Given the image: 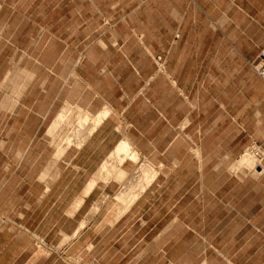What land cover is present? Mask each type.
Instances as JSON below:
<instances>
[{
	"label": "crops",
	"instance_id": "0c3cea01",
	"mask_svg": "<svg viewBox=\"0 0 264 264\" xmlns=\"http://www.w3.org/2000/svg\"><path fill=\"white\" fill-rule=\"evenodd\" d=\"M190 1L192 20L188 28L183 26L182 18L174 17L171 22L162 19V27L158 29L160 41L148 40L146 31L137 33L143 40L139 46L144 62L135 63L128 58L124 64L128 68L115 75L113 61L108 60L105 64L92 61L91 70L85 76L83 59L80 60V70L76 68L75 71L76 85L80 89L82 86L89 89L90 98L80 93L74 103L92 115L89 135L80 146L75 147L72 155L62 156L58 162L59 171L52 177L45 170L21 176L18 169L24 161L18 157L10 158L6 163V170L1 171L5 175L0 178V196H12L14 190L20 187V196L34 195L38 198L31 203L13 206L12 218H9L10 215L5 218L0 207V264H64L52 258L50 253V235L54 231L59 233L57 243L71 236L70 248L66 249L70 251L69 255H74L76 251L73 250L88 242L92 227L77 236L73 230L67 231L63 226H58L57 230L60 220L51 222L50 211L64 202L63 196L69 187L78 189L77 194L84 195V200L103 193L114 194L121 187L119 182L110 178L102 180L101 169L123 145L130 155L136 151L138 156H155V162L162 167L172 165L169 173L173 172L177 180L192 181L195 164H201V178L204 179L205 166L222 165L227 170L232 163L238 162L253 142L264 149L262 77L256 75L250 82V95L246 98L236 97L233 104L222 100L221 91L207 97L201 92L202 78L206 75L204 70L212 50L221 53L217 63L221 69L222 52L224 57L228 53L232 66L240 70L250 66V61L259 56L264 46V0ZM206 2L218 6L216 12L219 10L222 13V28L197 27L200 11L213 18L211 14L214 11L205 7ZM176 22L178 29L174 28ZM164 23L169 25L164 27ZM176 32L179 38L174 43ZM213 41L217 44L213 45ZM166 51L170 61L163 73L157 72L154 57L156 53ZM133 64L134 70H131ZM99 74L105 77V84L98 77ZM110 79L119 84L118 93L109 95L110 92H107ZM129 82H137V87L129 88L126 86ZM29 94L28 87L21 91L16 105L10 113H6L10 121L34 113L45 117L49 113V109L40 113L33 105H27L24 100ZM44 125L45 122L41 121L34 130L26 124L7 123L6 128L11 127L14 132L21 133L20 139L27 140L30 146ZM230 129L235 133L227 135ZM128 163L134 161L129 157L124 158L121 166ZM14 179L20 182H9ZM218 179H226L230 188L222 194V198H218V205H222L218 226L222 229V237L214 238L213 248L217 255L213 260L222 259V264H264V165L258 166L257 171L250 174L229 172L227 177L222 175ZM7 184H11L8 191L5 190ZM23 185H26L25 189H22ZM86 190L87 193L84 192ZM192 201L193 198L185 206L180 205L179 200L168 206L162 205L156 211L162 213L161 218L150 221L139 240L145 242L149 237L148 243L154 244V247H146L141 252L161 254L159 258L163 259L160 260L168 257L174 259L176 264L189 259L191 255L193 257L195 244L201 242L196 241V223L194 216L189 214L194 212ZM70 204L69 207H61L60 212L66 215ZM112 227H115V223ZM243 229H251L247 230L244 242L243 235H240ZM126 234L121 237L124 238ZM121 237H115L114 245L120 242ZM90 242L94 241L90 239ZM114 250L115 254L119 251L117 248ZM240 260L245 262L240 263Z\"/></svg>",
	"mask_w": 264,
	"mask_h": 264
},
{
	"label": "rangeland",
	"instance_id": "374dc122",
	"mask_svg": "<svg viewBox=\"0 0 264 264\" xmlns=\"http://www.w3.org/2000/svg\"><path fill=\"white\" fill-rule=\"evenodd\" d=\"M190 3V0H0V178L5 175L1 171L6 170L9 159L17 157L24 161L18 169L21 176L44 170L50 172L51 177L54 176L59 171L58 162L62 156L72 155L75 147L82 144L91 129L92 115L74 103L80 93L90 98L89 89L85 86L80 89L76 85L75 71L76 68L80 70V60L83 59L85 76L91 70L92 61H99L100 64L113 61L115 75L128 68L124 66L128 58L135 63L144 62L139 46L143 40L137 33L146 31L148 40L160 41L158 29L162 27V19L171 22L174 17L182 18L183 26L188 28L192 20ZM205 7L208 10L212 8L213 18L200 11L196 20L197 27L222 28V13L219 10L216 12L218 6L206 2ZM165 23L164 27H167L169 24ZM177 26L176 22L174 28ZM177 32L173 38L174 43L179 38ZM216 44L213 41V45ZM209 55L211 57L204 70L206 75L202 78L201 92L204 97L217 95L221 91L222 100L226 99L232 104L236 97L246 98L250 92V82L258 75L255 66L259 57L252 59L250 66L240 70L232 66L228 53L224 57L222 52V69L217 64L221 53L212 50ZM159 56L162 60H159ZM154 61L155 70L163 73L170 61L168 51L156 53ZM133 66L131 70H134ZM98 77L106 83L103 75L99 74ZM135 84L138 83L129 82L126 86L135 88ZM27 87L31 94L24 102L33 105L40 113L49 109V113L45 117L34 113L10 121L6 113H10L21 91ZM106 89L112 95V92L118 93L120 87L114 79H110ZM62 111H65V116L52 129ZM41 121L49 125L45 130V125L43 129L40 128L41 132L30 146L27 140L20 139L21 133L14 132L11 127L6 128L7 123H22L36 130ZM234 133L235 130L230 129L226 134ZM248 149L255 151L252 163H240L239 158L227 170H224L226 166L211 164V168H204V179L201 178V164H195L193 181L177 180L173 172L169 173L172 165L162 167L155 162V156H138L133 151L136 152V158L133 159L129 150L124 155L113 153L105 164L102 180L110 178L119 182L121 187L114 194L103 193L84 200V195L77 194L78 189L69 187L63 196L64 202L51 209L50 221L55 223L60 220L57 230L58 226H63L67 231L73 230L77 236L89 227L93 228L88 234L89 241L73 250L80 251L74 255L67 252L71 236L57 243L59 233L54 231L50 235L49 244L52 258L64 264H136L137 261V264H176L174 259L168 257L160 260L163 259L159 258L161 254L141 252L146 247L153 249L154 244L148 243L149 237L145 242L139 240L147 224L161 218L162 213L156 211L162 205L168 206L179 200L180 205L185 206L193 198L194 212L189 214L194 216L196 241L201 243L195 244L193 257L191 255L189 259L180 260L177 264H222V259L213 260L217 255L213 246L215 236L222 237V229L218 227L222 205H218V198L229 191L230 185L226 179L220 181L218 178L222 175L227 177L229 172L250 174L256 172L258 166L264 165V149L261 145L253 142L245 152ZM256 151L259 155H256ZM127 157L134 163L121 166ZM183 166L187 167L185 164ZM220 166L221 170H216ZM121 171L124 172L123 176ZM9 182L20 181L14 179ZM10 185L7 184L6 191ZM25 188L26 185H23L22 189ZM20 190V187L16 188L12 196H0V207L5 218L8 215L12 218L13 206L31 203L38 198L34 195L22 197L18 194ZM84 192L87 193V190ZM69 204L70 209L64 215L60 208ZM114 223L115 227H112ZM247 230L251 229H243L240 233L243 242ZM126 232L124 238L121 237ZM259 234L261 236L262 232ZM115 237L121 238L114 245ZM90 239L94 242L91 243ZM114 248L119 250L116 254Z\"/></svg>",
	"mask_w": 264,
	"mask_h": 264
},
{
	"label": "bare ground",
	"instance_id": "6f19581e",
	"mask_svg": "<svg viewBox=\"0 0 264 264\" xmlns=\"http://www.w3.org/2000/svg\"><path fill=\"white\" fill-rule=\"evenodd\" d=\"M66 109V108H65ZM68 115V114H67ZM65 116V111H62V112H60L59 114H58V116H57V118H56V120L54 121V123H53V126H52V129H54V127H56L59 123H60V121L63 119V117ZM81 117L82 118H84V116H82L81 115ZM84 120V119H83ZM83 126V125H82ZM73 128V127H72ZM55 132V131H54ZM66 146V145H65ZM120 151H121V153L123 152V153H126L127 151H128V149H127V147L125 146V145H123L121 148H119V150H118V152L119 153H117V154H121L120 153ZM132 155V157H133V159H134V157L136 158V152H134V153H132L131 154ZM131 157V158H132ZM254 159H255V151L254 150H250V149H248L243 155H241V157H240V163H246V164H249V163H252L253 161H254ZM104 164V163H103ZM106 164V163H105ZM103 165L102 166V169H101V171L103 172L104 171V167L106 168V165ZM99 172H100V170H99ZM99 174V173H98ZM101 174V173H100ZM120 174H121V176H123L124 175V172L123 171H121L120 172ZM102 175V174H101Z\"/></svg>",
	"mask_w": 264,
	"mask_h": 264
},
{
	"label": "built area",
	"instance_id": "2783aa9c",
	"mask_svg": "<svg viewBox=\"0 0 264 264\" xmlns=\"http://www.w3.org/2000/svg\"><path fill=\"white\" fill-rule=\"evenodd\" d=\"M258 57H259V61L256 64L255 68L258 75L264 79V47L262 48ZM158 58L159 60H162L161 56H159ZM256 153H257L256 155H259V152L256 151ZM95 264H99V263H95Z\"/></svg>",
	"mask_w": 264,
	"mask_h": 264
}]
</instances>
